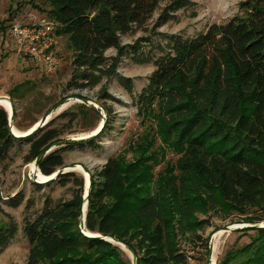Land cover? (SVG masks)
<instances>
[{
  "label": "trees",
  "instance_id": "trees-1",
  "mask_svg": "<svg viewBox=\"0 0 264 264\" xmlns=\"http://www.w3.org/2000/svg\"><path fill=\"white\" fill-rule=\"evenodd\" d=\"M40 1L49 9L42 10L37 0L29 4L58 24L57 37L73 52L70 90L93 89L111 79L126 57L155 71L135 100L142 132L128 147L132 159L112 157L91 175L85 223L84 178L60 174L55 181L71 184L73 195L58 203L47 199L35 217L25 219L26 264H130L103 238L124 243L138 264H188L181 242L201 240L198 232L210 226V214L235 213L247 224L264 223V0H244L228 22L191 38L173 35L148 54L123 45L121 38L142 29L165 0ZM189 5V0L171 1L159 25ZM17 15L11 12L10 22ZM111 49L117 54L108 58ZM103 108L107 119L97 136L68 143L38 161L44 176L64 168L65 152L95 146L110 127L111 111ZM77 109L85 120L90 112L99 116L84 104ZM59 136L50 130L16 138L0 108V165L23 141L30 146L27 162H35ZM167 151L177 156L175 164L156 172ZM240 232H253L252 240L227 251L218 264H264V228ZM17 233L13 220L0 226V254Z\"/></svg>",
  "mask_w": 264,
  "mask_h": 264
},
{
  "label": "rangeland",
  "instance_id": "rangeland-1",
  "mask_svg": "<svg viewBox=\"0 0 264 264\" xmlns=\"http://www.w3.org/2000/svg\"><path fill=\"white\" fill-rule=\"evenodd\" d=\"M171 1L173 0H165L142 29H134L123 36L122 44L135 45L140 52L148 54L154 51L156 45H165L168 37L182 35L191 38L206 31L211 25L228 22L238 14V4L244 0H189L188 7L173 13L172 19L159 25V16ZM37 4L42 10L49 9L40 0H37ZM16 11V18L24 17L25 22H30L32 17H45L30 6L29 0H0V97L9 98L12 104L15 113L13 120L8 114L11 128L27 132L39 124L35 132L42 134L55 130L60 133L54 143L81 139L91 136L107 119L103 107H108L111 111L109 129L94 143V147L87 144L83 148L77 147L65 152L64 168L57 173L63 174L66 170L73 169L78 177L85 180L78 168L89 171L92 175L99 172L112 157L122 155L131 160L132 154L128 147L142 132L135 100L148 85L149 77L155 71L154 66L138 64L126 57L121 60L116 75L111 79L104 80L93 89L70 90L68 83L73 73V52L68 48L66 39L58 40L57 68L49 74L43 73L30 61L23 59L19 45L9 33V15ZM116 54L111 49L105 55L112 58ZM121 78L129 82L122 85ZM20 85L22 87L16 91L15 88ZM105 95L111 98H105ZM80 97L87 99L90 104L86 106L98 110L99 116L90 112L88 119H83L77 109L78 105L83 104ZM60 147H55L53 151ZM29 149L26 141L16 143L8 159L0 165V226L8 224L10 220L18 226L16 237L0 254V264H26L29 245L22 232L25 219L35 217L43 209L47 199L58 203L71 199L73 195L71 184L62 186L55 180L45 184L39 182L38 173L41 171H37L35 162L26 160ZM176 160L177 156L167 151L156 172L165 169L167 163L175 164ZM205 217L198 215V219ZM207 218L210 226L198 232L201 240L181 242L182 250L188 256V264H212L213 257L215 264H218L227 251L242 247L252 240L250 237H253V232H240L252 225L243 222V217L238 214L222 218L210 214ZM228 228L231 230H226ZM219 232L223 234L216 241L214 237ZM121 250L124 259L133 264L131 252Z\"/></svg>",
  "mask_w": 264,
  "mask_h": 264
},
{
  "label": "built area",
  "instance_id": "built-area-1",
  "mask_svg": "<svg viewBox=\"0 0 264 264\" xmlns=\"http://www.w3.org/2000/svg\"><path fill=\"white\" fill-rule=\"evenodd\" d=\"M57 26V23L47 18L32 17L30 22H25L23 17L12 21L8 29L19 45L23 59L46 74L59 65Z\"/></svg>",
  "mask_w": 264,
  "mask_h": 264
},
{
  "label": "water",
  "instance_id": "water-1",
  "mask_svg": "<svg viewBox=\"0 0 264 264\" xmlns=\"http://www.w3.org/2000/svg\"><path fill=\"white\" fill-rule=\"evenodd\" d=\"M4 99L9 100V102H10V99H9V98H5V97H4ZM79 100H80L83 104H85V105L90 104L89 101H88L87 99L79 98ZM10 103H11V102H10ZM11 106H12V104H11ZM4 110H5V109H4ZM5 111H6V110H5ZM6 112H7V111H6ZM7 113H8V112H7ZM8 114H9V113H8ZM13 118H14V110H13V108H12V111H11V114H10V119L13 120ZM104 125H105V121L102 122L101 129L98 131V133L93 134V135H91V136H89V137H85V138H81V139H73V140H69V141H65V142H61V143H53V144H51L49 147H47V148H46V149H45V150L39 155L38 159L35 161L36 165H37V163H38V161H39L40 159H42L44 156H46V155H48L49 153H51L55 147L64 146V145H66V144H68V143H73V142L86 141V140H89V139H91V138L97 136V135L101 132V130H102V128H103ZM10 129H11L12 134H13L16 138H21V139H23V138H27V137H29L30 135H32V134L35 132V130H34V131H32L30 134H28V135H20V136H17V135H15V133H14V131H13V128H11V125H10ZM37 167H38V166H37ZM38 169H39V168H38ZM74 172H75V171H74L73 169H69V170H66V172L63 173V174H66V173H74ZM85 172L88 174L89 186H88V191L86 192V195L84 194V199H85L86 203H85L84 206H83V223H85V220H86V212H87V206H88V196H89V194H90L91 185H92L91 175H90L89 171H86V170H85ZM60 174H61V172H58V173L56 172V173H54V174L52 175V176H54V177L51 178L48 182L54 181V180H55ZM49 177H51V176H49ZM48 182H46V183H48ZM245 228H264V223H263V224H260V225H252V226H248V227H245ZM245 228H244V229H245ZM226 230H231V229L228 228V229H226ZM89 234H90V235H88V234H86V235L89 236V237H94V238H102L100 235H94V234H91V233H89ZM103 239H105L106 241H108L109 243H111V244H113V245H115V246H118V244L123 245L127 250H129V251L131 252L132 257H133V264H138V257H137V254H136L135 252H133L132 250H130V249H129L124 243H121V242L117 241V240L114 239V238H103ZM116 243H118V244H116Z\"/></svg>",
  "mask_w": 264,
  "mask_h": 264
},
{
  "label": "bare ground",
  "instance_id": "bare-ground-1",
  "mask_svg": "<svg viewBox=\"0 0 264 264\" xmlns=\"http://www.w3.org/2000/svg\"><path fill=\"white\" fill-rule=\"evenodd\" d=\"M0 106L3 108V109H5L8 113H9V115L11 114V111H12V106H11V103L8 101V100H6V99H4V97H0ZM39 126V124L38 125H35L32 129H30V130H28L27 132H20V131H18L16 128H13V131H14V133H15V135H17V136H20V135H28V134H30L32 131H34L37 127ZM101 126H102V124L99 126V128L98 129H96V130H94L93 132H92V135L93 134H96V133H98V131L101 129ZM85 137V136H84ZM84 177H85V195H86V192L88 191V186H89V181H88V174L85 172V170L84 169H82V168H78L77 169ZM54 176H51V177H47V176H44V175H42L41 173H38V178H39V182L40 183H46V182H48L51 178H53ZM88 235H90L89 233H87ZM223 233L222 232H219V233H217L216 235H215V239H216V241L220 238V236L222 235ZM219 241V240H218ZM116 244H118V243H116ZM118 246L121 248V249H123V250H126L127 251V249L123 246V245H121V244H118ZM216 246V245H215ZM219 250V249H218ZM214 252V254H215V251H213ZM212 264H215V257H213L212 258Z\"/></svg>",
  "mask_w": 264,
  "mask_h": 264
}]
</instances>
